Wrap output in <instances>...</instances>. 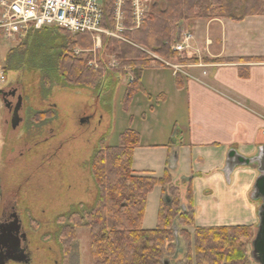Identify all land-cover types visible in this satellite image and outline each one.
Returning <instances> with one entry per match:
<instances>
[{
	"label": "trees",
	"instance_id": "trees-1",
	"mask_svg": "<svg viewBox=\"0 0 264 264\" xmlns=\"http://www.w3.org/2000/svg\"><path fill=\"white\" fill-rule=\"evenodd\" d=\"M149 2L143 23L133 29L130 4L124 8V30L121 39L102 36L104 49L117 64V77L130 75L122 107L127 110L138 92L143 91L141 73L152 62L162 64L152 55L166 62L182 66L196 64L198 60L180 57L171 47L175 44L180 24L198 20L228 19L239 23L247 17L264 16V0H146ZM102 28L114 31V0H101ZM59 34L63 43L52 45L49 35ZM40 35L37 55L46 62L51 77L62 87L85 89L98 96L101 85L107 84L106 64L97 61L98 69L90 66L92 56L82 59L76 49H91L92 38L87 34L73 35L60 28L33 31ZM52 40V41H51ZM56 51L55 56L46 52ZM52 43V44H51ZM26 44V43H24ZM42 59V60H43ZM261 62L262 59H230L219 62ZM209 63L210 61H204ZM5 72V71H4ZM51 111L48 120L55 118ZM38 115H43L39 113ZM46 116V114H45ZM140 146L138 132L127 129L116 146H107L101 140L90 160V173L96 187L92 206L79 204L56 219L59 242L64 257L76 240V230L87 228L90 235L92 264H165L166 256L176 254L177 237L183 238L194 229V256L186 264H249L247 245L252 238L251 227L195 228L192 188L186 190V206L181 202L179 187L173 185L171 175L161 178L151 173L133 170V153ZM161 188L157 227H142L148 195L154 187ZM63 220V221H62ZM63 222V223H62ZM177 236V237H176ZM191 242V241H190Z\"/></svg>",
	"mask_w": 264,
	"mask_h": 264
},
{
	"label": "rangeland",
	"instance_id": "rangeland-1",
	"mask_svg": "<svg viewBox=\"0 0 264 264\" xmlns=\"http://www.w3.org/2000/svg\"><path fill=\"white\" fill-rule=\"evenodd\" d=\"M143 1L146 3L147 12L149 2ZM230 2L233 6L235 0H230ZM115 3L116 0H114ZM127 3L131 7L130 0H122V19L118 23L114 16V31L104 29L107 34L102 36L122 40L120 33L122 29H125L123 25L124 8ZM131 18L132 27H134L132 8ZM117 29H121V32H117ZM116 34L118 37L113 36ZM49 36L53 40L52 45L60 46L63 43L59 34ZM102 36L99 48H95V42L92 40L91 49L75 50V54L82 59H87L91 55L90 66L94 69L100 67L97 64L98 60L106 64L107 67L104 68L105 76L108 77L107 84L101 85L98 96L85 89L73 90L62 87L54 76L51 77L47 70V68L50 69L47 67L50 63L47 65V62L36 52V47L41 42L40 35L33 37V31H31L25 37L10 40L0 37V72L12 81L19 74L25 104L21 114L23 120L20 123V131H12L6 126L2 129L0 124L2 188L0 218L4 209L8 210L11 206H16L17 212L34 236L33 249H36V252L33 264H52L53 253L48 250V247L55 249V245L50 241L57 238L60 242L63 239L57 233L59 227L56 225V219L59 215L68 213L81 203L89 207L93 205L96 198V187L91 177L89 164L101 140H104L107 146H116L119 143L120 134L128 127L138 132L143 144L148 141L162 142L167 138L166 124L171 130H174L176 124L177 135L178 129L181 128L184 116L182 108L175 113L178 122L174 123L172 120L169 124L166 120V110L172 108L173 98L168 104L159 108L156 115L146 116L148 112L144 109L146 113L143 118L146 119L142 118L143 115L129 117L131 104L127 110H124L122 101L126 91L125 83L129 82L130 76L123 75L119 78L114 70L112 71L117 68V64L114 58L105 51ZM42 45L46 47L45 50L49 55H56V51L47 47L48 44ZM0 87H3V84H0ZM139 101L140 107L147 103L143 98ZM156 102V98H153L152 104ZM51 108L55 110V118L51 120L49 126L43 129V124L47 123L50 117ZM35 111L43 115L35 114ZM138 111L141 112V109L134 110L133 108L132 114L135 115ZM128 113L129 116H127ZM85 116H89V123L82 126L80 120ZM5 118H8L7 114ZM48 128L53 131L51 137L50 133H47ZM33 129L38 131L33 133ZM35 133L38 134L33 136ZM47 137H49L48 140L42 142ZM177 138L176 136L174 139L177 140ZM7 143L9 144L6 148ZM34 143L37 144L34 146ZM46 151L49 152V163L41 160V156ZM165 154L162 148L138 147L133 153L132 168L135 171L152 170L156 178H161L165 173ZM175 176L177 178L178 175ZM173 185L178 187L177 184L173 183ZM180 195L181 200H185L184 194L180 192ZM160 201L161 188L156 186L147 198L142 223L144 229L153 230L157 227ZM182 204L186 206V202ZM185 229L189 232L191 239L187 235L183 238L177 237L178 251L182 252L176 255L178 259L168 254L166 259L170 264H186L188 256H194V229L191 227ZM255 231L256 228H252V238L247 245L249 264H258L250 258L251 242L255 237ZM68 256L70 262L66 261L65 264H92L90 235L87 228L76 230V240L66 257ZM56 259L59 260V256Z\"/></svg>",
	"mask_w": 264,
	"mask_h": 264
},
{
	"label": "crops",
	"instance_id": "crops-1",
	"mask_svg": "<svg viewBox=\"0 0 264 264\" xmlns=\"http://www.w3.org/2000/svg\"><path fill=\"white\" fill-rule=\"evenodd\" d=\"M180 29L193 36L182 58L198 62L177 75L163 64L152 62L141 73L143 91L135 95L127 116L143 118L144 109L146 116L156 115L173 98L166 120L169 124L178 122L175 113L183 109L178 135L176 124L174 130L166 124L165 140L140 141L139 147L162 148L166 153L165 172L172 176L181 194L185 197L187 187L192 188L195 227L256 228L260 202L253 201L251 194L258 167L237 166L228 180L225 168L231 151L251 159L264 147V16L247 17L239 23L228 19L190 21L182 23ZM230 59L262 61L219 62ZM141 98L147 102L142 107ZM153 98L157 100L154 104ZM133 108L141 112L133 115ZM136 172L154 176L148 169ZM178 245L173 258L182 252Z\"/></svg>",
	"mask_w": 264,
	"mask_h": 264
},
{
	"label": "built area",
	"instance_id": "built-area-1",
	"mask_svg": "<svg viewBox=\"0 0 264 264\" xmlns=\"http://www.w3.org/2000/svg\"><path fill=\"white\" fill-rule=\"evenodd\" d=\"M130 3L133 29H138L143 23L146 3L143 0H130ZM121 7L122 0H116L114 16L117 23L122 19ZM102 19L101 0H0V37L6 40L25 37L31 31L55 27L73 35L87 34L95 42V48H99L101 36L107 34L101 26ZM116 31L121 32V29ZM113 36L118 37L117 34ZM192 39L190 32L179 29L176 42L171 48L182 57ZM152 57L172 69L176 75L187 67L160 60L154 55ZM5 79L6 76L0 72V84Z\"/></svg>",
	"mask_w": 264,
	"mask_h": 264
},
{
	"label": "flooded vegetation",
	"instance_id": "flooded-vegetation-1",
	"mask_svg": "<svg viewBox=\"0 0 264 264\" xmlns=\"http://www.w3.org/2000/svg\"><path fill=\"white\" fill-rule=\"evenodd\" d=\"M21 88V89H20ZM24 96L22 92V81L19 77V74L17 75L16 79L12 81V79H5V82L3 83V87H0V112H1V118H0V124L2 129L6 127H10L12 131H16L21 129V121L23 118L21 117L22 112L24 111ZM52 109V108H51ZM15 110H17V116L19 119V124L16 126V128L12 127V119L14 117ZM53 111V109H52ZM8 115V118H5V115ZM35 114H39L37 111H35ZM89 116L82 117L80 120V125H86L89 123ZM53 120V119H52ZM51 123V120H48L47 123L43 124V129H45L47 126H49ZM33 133L38 130H32ZM53 131H51L49 128L47 129V133H50V137L53 136ZM38 134V133H37ZM35 133L36 136L37 135ZM4 141L5 137L3 135ZM49 137L44 139L42 142H46ZM3 141V143H4ZM2 143V144H3ZM9 143L6 144V148ZM37 143H34V146ZM4 148V144H3ZM31 151V149H29ZM49 151V150H48ZM46 151L45 154L41 156V160L45 163H49V152ZM2 200V188H1V178H0V201ZM78 206V205H77ZM75 206V207H77ZM2 216L0 218V226L1 228H10L11 226H19V233H14L13 236L17 240H19L20 249L23 251V259L19 261H9L7 264H33L34 262V255L36 252V249H33V243L34 236L29 232L28 227L24 223L22 216L17 212L16 206H11L8 210L4 209V212H2ZM58 239L54 238V240L50 241L55 246L48 247V250L53 253L52 257V264H65L70 262L69 256L64 259L63 254H61L59 241ZM70 253V252H69ZM68 253V254H69ZM59 256V260L56 259ZM177 258V257H176ZM178 259V258H177Z\"/></svg>",
	"mask_w": 264,
	"mask_h": 264
},
{
	"label": "water",
	"instance_id": "water-1",
	"mask_svg": "<svg viewBox=\"0 0 264 264\" xmlns=\"http://www.w3.org/2000/svg\"><path fill=\"white\" fill-rule=\"evenodd\" d=\"M18 124L19 119L17 110H15L12 127L16 128ZM250 164H255L259 172V176L253 185L251 199L260 202L258 225L256 227L255 237L251 242V258L258 264H264V147L260 148L258 155L251 159H246L238 155L235 151H231L227 157L225 178L228 180L229 174L235 167ZM14 233H19V226L13 225L10 228H1L0 226V264H7L9 261L23 259V251L20 249L19 240L14 238ZM165 264H169V262L165 261Z\"/></svg>",
	"mask_w": 264,
	"mask_h": 264
}]
</instances>
